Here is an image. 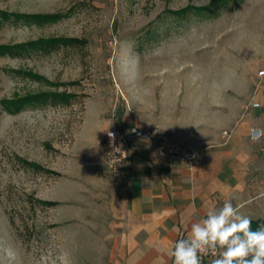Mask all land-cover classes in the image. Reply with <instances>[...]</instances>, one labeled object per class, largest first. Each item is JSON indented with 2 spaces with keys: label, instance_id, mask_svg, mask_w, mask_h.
I'll list each match as a JSON object with an SVG mask.
<instances>
[{
  "label": "rangeland",
  "instance_id": "374dc122",
  "mask_svg": "<svg viewBox=\"0 0 264 264\" xmlns=\"http://www.w3.org/2000/svg\"><path fill=\"white\" fill-rule=\"evenodd\" d=\"M210 2L0 0V240L20 264L49 250L111 264L102 177L113 174L98 138L132 101L148 118L168 93L178 118L223 128L258 102L264 136V0L196 8ZM44 38L78 41L24 45ZM43 92L72 96L11 103ZM254 194L251 220L264 217V185Z\"/></svg>",
  "mask_w": 264,
  "mask_h": 264
},
{
  "label": "crops",
  "instance_id": "0c3cea01",
  "mask_svg": "<svg viewBox=\"0 0 264 264\" xmlns=\"http://www.w3.org/2000/svg\"><path fill=\"white\" fill-rule=\"evenodd\" d=\"M171 97L162 93V113L147 118L132 101L111 122L121 128L156 125L198 150L190 168L185 161L163 158L151 142L131 137L128 174L102 177L111 264H173V244L188 236L192 223L229 199L248 214L255 190L264 185V136L250 137L251 128H262L254 121L257 107L247 108L244 118L223 128L208 120L178 118L168 108L175 105ZM104 140L105 128L100 145ZM99 161L104 167L103 149Z\"/></svg>",
  "mask_w": 264,
  "mask_h": 264
},
{
  "label": "clouds",
  "instance_id": "9594fccd",
  "mask_svg": "<svg viewBox=\"0 0 264 264\" xmlns=\"http://www.w3.org/2000/svg\"><path fill=\"white\" fill-rule=\"evenodd\" d=\"M108 135L114 142L115 134ZM240 207L225 200L222 207L192 223L188 236L173 244V264H202L204 256L213 257L210 264H264V224L253 229ZM0 255L7 264H20L18 251L6 240H0ZM36 264H72V260L64 250H49Z\"/></svg>",
  "mask_w": 264,
  "mask_h": 264
},
{
  "label": "built area",
  "instance_id": "2783aa9c",
  "mask_svg": "<svg viewBox=\"0 0 264 264\" xmlns=\"http://www.w3.org/2000/svg\"><path fill=\"white\" fill-rule=\"evenodd\" d=\"M260 74H264V71H261ZM252 105L258 107L259 103L254 102ZM109 132L115 134L114 142L108 135ZM224 133L228 134L227 131H224ZM262 136V128H251L250 137L252 139L257 140ZM131 137L142 138L151 142L163 158L171 161H185L190 168H192L197 158L198 150L180 141L159 126L147 124L144 127L131 126L130 128H121L113 125L105 134L103 151L106 169L109 173L116 176H126L128 174ZM212 259L213 257L211 256H204L202 257V264H210Z\"/></svg>",
  "mask_w": 264,
  "mask_h": 264
},
{
  "label": "trees",
  "instance_id": "16d2710c",
  "mask_svg": "<svg viewBox=\"0 0 264 264\" xmlns=\"http://www.w3.org/2000/svg\"><path fill=\"white\" fill-rule=\"evenodd\" d=\"M220 0H211L210 4L208 5H204V6H199L196 7L199 10L202 11H209L212 12L213 10V6L217 4V2ZM224 1H230V0H224ZM233 2H238L240 0H231ZM190 7H186L183 10H181L182 12H185L189 9ZM57 15L53 14L50 15L48 14V16H43V18L47 17V18H51L54 19ZM30 16H25V18H29ZM39 19V18H38ZM40 21V20H38ZM78 41L76 38H44V39H39L24 45H30L33 48L36 49H45L46 45H51L54 46L56 43H63V44H67V43H71V42H76ZM21 46V45H20ZM3 48H1L0 46V52H4V50L7 48H9L8 46H2ZM23 47V46H21ZM72 96V94H65L63 92H43V93H39V94H34V95H30V96H25L23 97L21 100L18 101H13L11 102L17 109H19V107H24L26 104H34V103H48V102H67V98L66 97H70ZM50 97L52 98V100H50ZM12 105V107H13ZM261 224H264V217L252 220V227L253 229L257 228L258 226H260Z\"/></svg>",
  "mask_w": 264,
  "mask_h": 264
}]
</instances>
